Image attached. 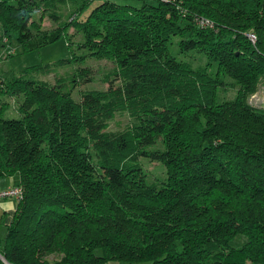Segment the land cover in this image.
<instances>
[{
	"label": "trees",
	"instance_id": "16d2710c",
	"mask_svg": "<svg viewBox=\"0 0 264 264\" xmlns=\"http://www.w3.org/2000/svg\"><path fill=\"white\" fill-rule=\"evenodd\" d=\"M92 1L0 0L3 43L30 51L81 34L78 52L0 80V93L23 95L17 117L0 119V177L17 175L21 190L0 257L264 264V106L247 103L264 82V0H97L80 19ZM172 37L213 77L177 61ZM87 57L113 64L110 85L75 100L91 80ZM220 76L236 84L232 100L216 101ZM141 158L161 165L159 182H145ZM236 236L245 241L231 247Z\"/></svg>",
	"mask_w": 264,
	"mask_h": 264
},
{
	"label": "rangeland",
	"instance_id": "374dc122",
	"mask_svg": "<svg viewBox=\"0 0 264 264\" xmlns=\"http://www.w3.org/2000/svg\"><path fill=\"white\" fill-rule=\"evenodd\" d=\"M119 5H129L132 7L140 6V1L136 0H114ZM99 2L93 0L89 3V6L81 13L80 19H83L91 8L95 7ZM34 10L32 15L37 17L38 12ZM42 26L45 29H50L51 25L46 20L42 21ZM72 34V36H71ZM68 36L70 38V45L67 46V40L65 36L59 37L57 40L46 44L40 48H36L30 51H23L21 47L16 43L15 40H11L8 44L0 41V80L8 81L12 77L19 76L24 72H28L30 68L36 66H43L50 64L60 59H65L69 56L70 50L78 52L77 43L81 40V34L79 32L73 33L71 29L68 30ZM176 38L172 37L168 43L169 53L179 62H182L189 66L192 70H203L207 75L213 77L214 65L208 64L205 56L195 50L191 51H179L175 44ZM6 44V45H5ZM82 66L88 67L90 70L91 80L86 84L80 85L72 96L76 100L78 95L77 90H105L110 84H107L109 78H104L113 68V64L106 60H97L91 57H87L84 60ZM47 82L52 81V76H45L38 78ZM105 79L107 81H105ZM221 85L215 92V98L217 102L229 101L235 97L237 86L234 81L227 76H220ZM115 84V83H114ZM23 100V95L18 94L14 96H8L0 93V119H11L17 117V108L20 106ZM247 103L260 107L264 106V88L256 90L255 93L247 98ZM128 123L127 115H115L108 122V130L115 131L120 130L123 126ZM140 166L145 174V182H159L163 169L160 164L150 161L148 159L141 158ZM156 179V180H155ZM245 239L243 236H236L230 242L231 247H239L244 243ZM108 264H125L122 262H110ZM133 264H145V263H133Z\"/></svg>",
	"mask_w": 264,
	"mask_h": 264
},
{
	"label": "crops",
	"instance_id": "0c3cea01",
	"mask_svg": "<svg viewBox=\"0 0 264 264\" xmlns=\"http://www.w3.org/2000/svg\"><path fill=\"white\" fill-rule=\"evenodd\" d=\"M264 88V82L259 86V90ZM18 177L17 175H11L7 177H0V190L8 187L17 186ZM16 202L12 199L0 200V249L2 248L3 239L5 237L6 228L11 220L15 209ZM0 264H3L0 259Z\"/></svg>",
	"mask_w": 264,
	"mask_h": 264
},
{
	"label": "built area",
	"instance_id": "2783aa9c",
	"mask_svg": "<svg viewBox=\"0 0 264 264\" xmlns=\"http://www.w3.org/2000/svg\"><path fill=\"white\" fill-rule=\"evenodd\" d=\"M199 26H207L211 27V24L203 19H198L196 22ZM246 37L250 43H254V36L252 33L246 34ZM21 197V190L18 186L8 187L6 189L0 190V200L3 199H12L15 202L18 201ZM3 264H5V261L0 257Z\"/></svg>",
	"mask_w": 264,
	"mask_h": 264
},
{
	"label": "water",
	"instance_id": "95a60500",
	"mask_svg": "<svg viewBox=\"0 0 264 264\" xmlns=\"http://www.w3.org/2000/svg\"><path fill=\"white\" fill-rule=\"evenodd\" d=\"M5 264H7V263L5 262Z\"/></svg>",
	"mask_w": 264,
	"mask_h": 264
}]
</instances>
